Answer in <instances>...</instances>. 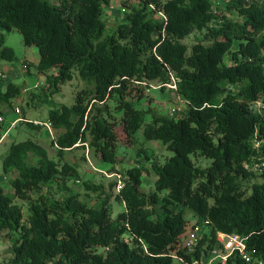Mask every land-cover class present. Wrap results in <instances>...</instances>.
Segmentation results:
<instances>
[{"label": "trees", "instance_id": "16d2710c", "mask_svg": "<svg viewBox=\"0 0 264 264\" xmlns=\"http://www.w3.org/2000/svg\"><path fill=\"white\" fill-rule=\"evenodd\" d=\"M112 2L0 0V61L17 60L5 45V33L13 30L39 51L34 73L46 75L49 85L32 98L51 102L76 74L86 83L73 106L51 109L45 122L64 131L52 139L60 159L66 151L90 149L123 182L115 196L102 184L84 182L87 192L105 195L96 207L79 193L56 198L51 185H65L78 170L51 159L32 140L12 144L3 171L17 173L13 193L0 186V233L18 236L11 264H174L176 256L193 263L216 248L218 232L240 235L264 260V172L249 169L264 154V109L253 107L264 104V2L229 0L215 9L211 0H122L125 18L109 27ZM204 30L191 48L183 42ZM228 55L231 65L225 64ZM154 83L162 90L175 86L170 88L188 106L182 115L138 108ZM21 94L15 83L0 87V113ZM255 141L263 143L260 150ZM149 142H160L173 155L148 166L153 152L143 146ZM122 147L136 150V164L124 175L117 171L126 162ZM196 156L212 162L197 166ZM152 174L155 190L144 194L143 178ZM255 180L260 182L250 184ZM117 186L114 178L111 190ZM112 198L125 208L116 218ZM17 199L29 203L27 219ZM187 211L198 218L193 224ZM203 221L211 225L189 252L188 230ZM227 264L246 263L234 255Z\"/></svg>", "mask_w": 264, "mask_h": 264}, {"label": "rangeland", "instance_id": "374dc122", "mask_svg": "<svg viewBox=\"0 0 264 264\" xmlns=\"http://www.w3.org/2000/svg\"><path fill=\"white\" fill-rule=\"evenodd\" d=\"M133 1L137 2L138 0ZM211 1L215 9H223L228 0ZM111 5L113 6V13H106V16H108L109 19V27L125 18V9L123 7L122 0H113ZM229 19L237 22H243L244 20V18L236 16H231ZM205 33L206 30L194 32L183 42L189 48H191L195 43L202 41ZM5 39V45L15 51L17 60L13 62L4 60L0 61V76L3 77V80H0V87L5 89L7 84L12 82L21 86L23 94L13 100V106L11 108L3 107L0 113V116L4 119V122L0 123V136L3 137L2 141L0 142V186L3 187L7 193H13L11 180L17 176V173L5 175L3 171V159L12 144L32 140L41 144L45 149H47L51 159L59 161L60 164L69 163L79 172L78 177L69 178L66 180L65 185H63L62 181L59 182V180L54 182L50 188L51 195H54L56 198H62L68 197L72 193H79L81 195V200H85L89 206L96 207L101 202V200L105 198V195H100L97 192H87L84 189L83 183L89 181L97 185H104V189L109 193L110 191L113 192V195L115 196L119 189L115 187L113 190H111L110 184L114 181V178H116L110 173L111 165L98 160L94 156L92 150L80 149L66 151L64 157L60 159L57 154V150L54 148V146H52V139L57 140L58 137L64 132L55 130L50 132L45 126H42L40 130H34L25 121L18 122L16 127L10 129L12 122L20 116L30 120V122L37 120L44 124L48 120L49 111L51 109L58 108L63 105L73 106L75 104L78 92L86 88V83L76 74L71 81L60 86L59 92L51 97V102H42L38 98H32L31 93L39 95L42 93L43 88L48 87L49 85L46 75H36L34 73L40 60L38 48L35 45H25L22 34L17 30L5 33ZM238 45L239 41L235 42L234 48L237 49ZM25 64L31 66L32 74H27V68ZM225 64H232L231 55H228L225 58ZM54 73H56L55 70H53L50 75ZM157 85L158 84L154 83L152 84V88L150 87L149 89H146L147 98L138 103V108L147 109L151 105L155 110L154 113L159 115L171 117H173L175 114H177L176 116L182 115L188 106L178 96L175 89H171L168 85L164 90H162L161 87ZM231 91L234 92L235 89L233 88ZM15 108H19L21 114H16ZM146 119L149 120L150 116H147ZM8 130L9 132L7 133ZM138 136L139 141L143 143L144 138L141 131ZM143 147L153 152L152 160L150 162L147 161L148 166H150V163H152L153 160L159 163H164L169 157L173 155V153L167 150L166 147L160 142L144 143ZM124 154H126L125 164L117 167V171L123 175L126 173L127 169L135 166L136 150L133 149L127 151L122 147L120 149V155L122 156ZM28 160L29 164L31 165L36 163V158L33 156H30ZM143 161L146 162L144 159ZM194 161L197 166L201 167H207L212 162L211 160L202 156H196ZM5 176L7 179H4ZM155 181L156 178L154 174L145 176L143 178L141 191L144 194L153 192L155 190ZM254 182H260V180L251 181L250 184ZM64 186L68 187L70 191L66 192L65 189H63ZM45 193H47V191H45ZM33 197L34 199L38 198L37 195H33ZM15 202L23 208L24 219H27L29 214V203L19 199H17ZM111 208L113 218H116V216L125 209L123 204H120L114 198L111 200ZM159 211L162 212L163 210L159 207ZM186 219L190 220L191 224L198 220V218L195 217L190 211H187ZM190 230L191 229H189L188 232H190ZM8 233V231L0 233V264H11V261L14 258L12 249L16 243V240L18 239V236L15 233ZM100 252H102V250H100ZM207 262L204 261V264H207ZM174 264L180 263L175 261Z\"/></svg>", "mask_w": 264, "mask_h": 264}, {"label": "built area", "instance_id": "2783aa9c", "mask_svg": "<svg viewBox=\"0 0 264 264\" xmlns=\"http://www.w3.org/2000/svg\"><path fill=\"white\" fill-rule=\"evenodd\" d=\"M259 3H263L264 0H256ZM229 2V0L227 1ZM163 16V15H162ZM164 17V16H163ZM165 18V17H164ZM172 88L175 86L169 85ZM253 107L260 112L264 109V104L262 102H257L253 104ZM16 114H21L19 108L15 110ZM21 121V119H17L11 125V127H15L16 124ZM4 119L0 116V123H3ZM46 127L50 132H53L51 124L46 123ZM10 127V128H11ZM255 147L260 150L263 143L260 141H255ZM256 162L252 164L249 168L253 173L262 174L264 172V154L259 157L254 158ZM114 177L118 179V192L123 187L122 176L120 174H114ZM4 179H7L6 176ZM211 223L209 221H203L198 223L193 227L190 232L187 233L186 237V247L189 252L194 250V247L198 244L200 239L203 237V234L206 232V229H209ZM217 245L216 248L210 251L207 258H202L200 261L195 260L193 263H189L185 261L183 258L176 256L175 259L178 260L180 264H204V261L207 264H227L228 260L234 255L239 256L246 264H264V260L259 258L254 250H250L245 242V240L238 234H226L223 232H218L216 235Z\"/></svg>", "mask_w": 264, "mask_h": 264}, {"label": "clouds", "instance_id": "9594fccd", "mask_svg": "<svg viewBox=\"0 0 264 264\" xmlns=\"http://www.w3.org/2000/svg\"><path fill=\"white\" fill-rule=\"evenodd\" d=\"M161 16H162V15H161ZM162 17H163V16H162ZM164 19H165V18H164ZM15 110H16V108H15ZM17 119H21V121H19V122H24V121H25V122H30V120L25 119V118H22L21 116H20L19 118H17ZM17 119H16V120H17ZM16 120H14V121H16ZM14 121H13V122H14ZM13 122H12V123H13ZM31 122H32V121H31ZM33 123H35L36 125H43V123H41V122H39V121H37V120H35ZM45 124H46V123H44V125H45ZM16 126H17V124H16ZM16 126H15V127H16ZM10 127H11V126H10ZM11 128H13V127H11ZM11 128H10V129H11ZM8 132H9V130L7 131V133H8ZM2 139H3V137L1 136V138H0V142L2 141ZM55 141H56V140H55Z\"/></svg>", "mask_w": 264, "mask_h": 264}, {"label": "crops", "instance_id": "0c3cea01", "mask_svg": "<svg viewBox=\"0 0 264 264\" xmlns=\"http://www.w3.org/2000/svg\"><path fill=\"white\" fill-rule=\"evenodd\" d=\"M115 12H117V11H115ZM112 13H113V12H112ZM110 14H111V13H110ZM108 20H109V19H108ZM55 131H60V132L62 131V132H64L63 130H55Z\"/></svg>", "mask_w": 264, "mask_h": 264}]
</instances>
